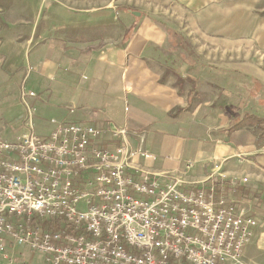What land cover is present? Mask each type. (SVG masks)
Returning <instances> with one entry per match:
<instances>
[{"label": "crops", "instance_id": "crops-1", "mask_svg": "<svg viewBox=\"0 0 264 264\" xmlns=\"http://www.w3.org/2000/svg\"><path fill=\"white\" fill-rule=\"evenodd\" d=\"M19 1L15 7L23 14L24 0ZM31 1L35 7L31 25H24L27 22L21 15L16 28H4L5 14L0 9V101L7 100L10 89L23 85L37 71L47 80L49 92L55 90L50 87L54 84L69 97L71 106L77 105L70 110L77 115L73 123L102 129L116 125L130 131L133 148L151 156L137 157L132 174H150L162 183L183 179L187 192L208 189L215 181L251 191L264 185V144L259 145L251 128L231 132L235 121L245 116L240 115L243 100L224 88L216 91L215 65L199 62V53L182 31L143 12L136 17V11L126 7L132 5L131 0H95L107 8L91 11L95 12L91 22L115 13L123 27L119 40L82 34L69 41L55 36L44 39L39 32V0ZM69 14V20H61L72 29L81 16ZM164 27L171 29L170 36ZM184 41L189 45L183 46ZM178 42L181 47L173 46ZM37 52L42 56L33 66L27 56ZM22 72L18 79L16 75ZM36 99L45 97L39 94ZM259 102L262 114L256 111L254 115L264 117V101ZM117 144L111 137L102 142L110 150ZM237 200L251 217L264 214L259 199ZM259 227L242 264L248 263L252 246L256 252L264 251V226L263 230ZM7 245L15 264H45L44 256L28 247L11 239Z\"/></svg>", "mask_w": 264, "mask_h": 264}, {"label": "built area", "instance_id": "built-area-1", "mask_svg": "<svg viewBox=\"0 0 264 264\" xmlns=\"http://www.w3.org/2000/svg\"><path fill=\"white\" fill-rule=\"evenodd\" d=\"M21 90L25 131L0 141V264H15L7 239L45 264H242L258 220L239 206L237 186L187 192L183 179L132 174L137 157L151 156L116 125L52 120L43 138L30 103L38 95Z\"/></svg>", "mask_w": 264, "mask_h": 264}, {"label": "rangeland", "instance_id": "rangeland-1", "mask_svg": "<svg viewBox=\"0 0 264 264\" xmlns=\"http://www.w3.org/2000/svg\"><path fill=\"white\" fill-rule=\"evenodd\" d=\"M16 3L17 0H0V9L5 14L3 19L7 23H4L3 27L6 29L16 28L21 15L24 22H27L24 25H31V12L35 9L32 1L24 0L23 14L17 11ZM97 3L95 0L37 1L39 32L42 38L55 36L69 41L82 34L83 37L101 36L104 40H119L123 27L117 21L115 13L98 19L96 23L91 22L93 19L91 13H99L100 10L107 8L106 5ZM131 3V6L126 7L146 13L150 18L179 29L188 37L199 53V62L215 65L216 91L224 88L232 97L243 100L241 116L255 114L256 111L262 114L258 105L259 100L264 101V0H131ZM68 11L72 15L81 16L79 20L76 19L77 23L72 29L61 20L70 19ZM82 15H86L87 18ZM55 43L58 45L60 41L55 40ZM42 49L40 47L39 52ZM40 56L42 55H38L37 52L28 55L27 59L34 66ZM23 74L24 72L19 73L16 77L20 79ZM30 76L31 79L23 85H16L10 89L7 100L0 101V141H17L25 131V110L20 100L21 91L19 92L21 85L25 87L26 92H34L45 97L40 101L30 100L33 108L36 106L38 111L35 125L41 137L48 138L54 131V126L50 123L52 120L75 124L73 120L77 115L74 114L75 111L72 113L70 110L77 105L71 106L69 97L57 91L54 84L50 87L55 90L49 92V84L40 76V72L35 71ZM254 86L260 91L258 103L250 96V89H254ZM255 216L258 224L262 223L264 214L257 213ZM44 225L56 224L45 222ZM260 226L259 230H263L264 225ZM251 251V256H246L247 264H264V251L256 252L253 246Z\"/></svg>", "mask_w": 264, "mask_h": 264}, {"label": "trees", "instance_id": "trees-1", "mask_svg": "<svg viewBox=\"0 0 264 264\" xmlns=\"http://www.w3.org/2000/svg\"><path fill=\"white\" fill-rule=\"evenodd\" d=\"M165 30L169 33L170 36L171 29L164 27ZM128 39V38H127ZM183 46H187L185 41L182 42ZM173 46L181 47L178 43L173 44ZM260 91L257 90L254 86V89L250 91V96L253 100H259ZM235 101V100H234ZM35 106V104L33 103ZM243 128H251L252 133L256 136L257 141L259 142V145L264 144V117H259L254 114H246L240 119H237L235 121V124L231 128V132L243 129ZM223 182H216V185L220 187ZM225 184V183H224ZM231 185H227V189H230ZM237 198H242L245 200H255L256 198L260 200L261 203H264V185L260 184L257 185L256 191H251L250 189L246 187L237 186ZM45 228L47 229H56L54 225H45Z\"/></svg>", "mask_w": 264, "mask_h": 264}, {"label": "water", "instance_id": "water-1", "mask_svg": "<svg viewBox=\"0 0 264 264\" xmlns=\"http://www.w3.org/2000/svg\"><path fill=\"white\" fill-rule=\"evenodd\" d=\"M134 15H135L136 17H141V13H139V12L134 13Z\"/></svg>", "mask_w": 264, "mask_h": 264}]
</instances>
